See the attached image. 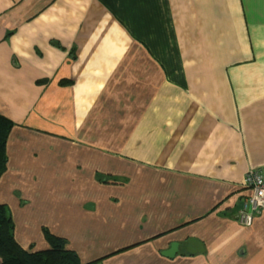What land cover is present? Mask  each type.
<instances>
[{
	"label": "crops",
	"instance_id": "crops-1",
	"mask_svg": "<svg viewBox=\"0 0 264 264\" xmlns=\"http://www.w3.org/2000/svg\"><path fill=\"white\" fill-rule=\"evenodd\" d=\"M0 114L24 249L47 227L82 264H264V211L238 219L264 174V0H0Z\"/></svg>",
	"mask_w": 264,
	"mask_h": 264
},
{
	"label": "trees",
	"instance_id": "trees-1",
	"mask_svg": "<svg viewBox=\"0 0 264 264\" xmlns=\"http://www.w3.org/2000/svg\"><path fill=\"white\" fill-rule=\"evenodd\" d=\"M14 122L0 114V178L7 167V140ZM47 249L28 251L15 237V223L7 204H0V264H82L77 253L68 248V240L43 228Z\"/></svg>",
	"mask_w": 264,
	"mask_h": 264
},
{
	"label": "built area",
	"instance_id": "built-area-1",
	"mask_svg": "<svg viewBox=\"0 0 264 264\" xmlns=\"http://www.w3.org/2000/svg\"><path fill=\"white\" fill-rule=\"evenodd\" d=\"M244 186L249 188L250 194L244 201L238 219L242 223H250L256 214L264 211V174L251 170L246 174Z\"/></svg>",
	"mask_w": 264,
	"mask_h": 264
},
{
	"label": "water",
	"instance_id": "water-1",
	"mask_svg": "<svg viewBox=\"0 0 264 264\" xmlns=\"http://www.w3.org/2000/svg\"><path fill=\"white\" fill-rule=\"evenodd\" d=\"M179 244L177 242H173L171 248L166 252V255L169 257H173L178 251ZM187 251L190 254H194L196 252L204 251V246L199 240L195 238L188 239Z\"/></svg>",
	"mask_w": 264,
	"mask_h": 264
},
{
	"label": "rangeland",
	"instance_id": "rangeland-1",
	"mask_svg": "<svg viewBox=\"0 0 264 264\" xmlns=\"http://www.w3.org/2000/svg\"><path fill=\"white\" fill-rule=\"evenodd\" d=\"M117 179L119 180V178H117ZM118 180H117V181H118ZM9 208H10V207H9ZM11 214H12V213H11Z\"/></svg>",
	"mask_w": 264,
	"mask_h": 264
}]
</instances>
